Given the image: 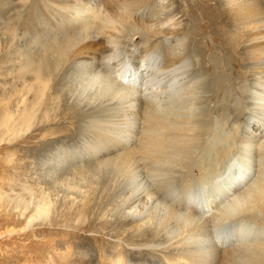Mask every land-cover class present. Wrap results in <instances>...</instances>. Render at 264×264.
Wrapping results in <instances>:
<instances>
[{"label": "bare ground", "instance_id": "bare-ground-1", "mask_svg": "<svg viewBox=\"0 0 264 264\" xmlns=\"http://www.w3.org/2000/svg\"><path fill=\"white\" fill-rule=\"evenodd\" d=\"M183 3L0 0V15L12 14L2 25L11 23L23 31L0 35L10 48L6 70L16 82L15 90L0 100V129L7 140L24 135L17 142L29 144L43 130L52 134L64 128L59 118L69 100L58 93L71 67L81 76L80 88L98 103L92 114H79L83 151L52 167L106 171L105 181L123 213L121 221L115 219L118 226L111 237L129 251L101 257V264H264V0ZM196 11L203 18L202 34L211 29L225 34L228 61L249 73L248 102L237 100L230 113L221 107L222 91L230 99L240 93L230 81L225 58L211 59L209 66L221 71L212 79L220 87L208 82L217 110L227 109L230 116L240 110L242 127L241 113L230 121L219 114L214 123L215 108L204 104L203 77L193 69L188 39L196 27ZM19 40L28 44L24 53ZM31 154L25 152L21 161ZM24 191L33 200L31 188L24 184ZM199 191L203 201L195 206L189 193ZM83 192L72 193L82 198ZM47 193L41 189L37 204L17 203L19 225L31 206L35 210L22 233L46 224ZM181 194H186L182 202L173 203ZM130 242L141 252L132 254Z\"/></svg>", "mask_w": 264, "mask_h": 264}, {"label": "rangeland", "instance_id": "rangeland-1", "mask_svg": "<svg viewBox=\"0 0 264 264\" xmlns=\"http://www.w3.org/2000/svg\"><path fill=\"white\" fill-rule=\"evenodd\" d=\"M184 1L195 3L196 0ZM184 1L177 0V5L182 7ZM1 11L3 12V9H0V14H2ZM10 15L12 16V14ZM10 15H0V35L8 32L10 36L13 31H15L14 29L18 30V34L23 32L18 26L11 23L2 25L1 22H5V18L7 19V16ZM11 16L7 19L8 22L12 20ZM194 16L197 21L196 27L192 31L193 36L190 35V38L188 36V39L192 38L191 43L194 51L191 60L193 69L196 74L202 76L205 80L204 81L202 78L200 79L202 80L201 83L203 82L201 85L204 90L203 92L205 93L206 91L207 96L204 104L206 106L210 105L212 109L215 108L212 114V122L214 120V123H217L216 118L219 114L226 121H230L232 117L242 114L239 117L240 119H238L240 123L242 122L241 117L244 115L240 110H237L236 112L238 113L236 114L233 113L235 115L230 116L229 114L231 113V109L236 107L237 100H241L243 103L245 102V104L248 102L246 96L248 94L247 86L249 85V73L242 65H237L232 60H230L231 62L228 61L229 55L226 54V50L224 51L226 42L225 34L219 33L215 29H211L210 34L208 31L202 34L204 28L203 24L200 23L202 16L200 12L197 11L194 12ZM206 22L208 23V19H206ZM6 25L9 26L7 27ZM217 39H220V42L217 41ZM17 43L19 48L23 51L20 52L24 53L27 49V42L19 40ZM6 44L7 43L3 41L0 42V100L3 98L4 93H11L13 89L15 90L16 88V82L12 77L15 76V74L11 75V72L6 70L7 62L5 59H7L6 56L10 53V48H8V44ZM224 58L225 68H228L229 72H231L229 75L231 76L229 77L230 81L237 91L236 93L241 94H236L234 98L230 99L226 98L228 96V91H222V93H224V98H222L221 107L229 108L230 113H227L228 110L223 108H220L218 111V105L216 104L218 100L211 97L213 88L217 86L220 87L219 83L217 81H212V79L215 74H221V71L219 69L209 70L210 62L212 63L211 59L221 61ZM76 73L78 72L75 71V68L71 67L70 71L68 69L62 77L64 80L61 81V85L59 86L60 90L58 95H60V98H68L67 100L70 101H68L64 111L61 112L62 117L59 118V124L63 123L64 126L62 130H55L56 133L52 134H50L48 130H43V135L40 134L33 139L34 142L26 144L24 142H17L18 138L24 135L17 137V140L8 141L9 135H5V131L0 129V135H3L2 137L5 138V140L2 141V137L0 136V198L2 197V201L0 199V264H101V257L116 254L118 250L123 254L124 251L122 252V249L126 250L125 252L128 250L125 247L119 248L118 244L113 243L115 238L111 237V233L114 232L112 229L114 230L118 226L117 221L118 219H120V221L122 220L123 213L117 202L118 196L111 194L113 192L111 189L112 186L110 185L111 187H109L110 183H106L105 181L106 171L101 172L103 170H99L101 172L99 173V171L92 169V167L89 169L87 168L86 171H84L85 169L81 171L78 166L67 167L65 170H59L60 167H57L55 170L52 167L54 162L62 159L68 161L83 151V146H85L83 141H86V139L82 136L83 127L81 124L83 121L79 114L88 111V115H90L93 109L98 105V103H94V100L91 99V96L87 92L80 88L82 86V81H79L81 80V76L79 74L76 75ZM75 77H77V81ZM82 77L84 76L82 75ZM73 80L75 82H73ZM78 81L79 84L77 83ZM208 82L213 88H208ZM65 84L68 85V87L64 88L66 86ZM80 94L83 96H80ZM84 95H88L89 97ZM209 98L213 99L210 101ZM86 100H88V103H86ZM231 105H234V107ZM225 110L227 111L225 112ZM66 115L68 116L66 117ZM210 117L211 114H209V120ZM242 126L243 122L240 127ZM39 137H43V140ZM39 139L42 140V142L39 141ZM25 152H27L28 155L29 153L32 154L29 158L26 157V159L21 161V158L25 157ZM17 160L18 162L20 161L21 164L17 165ZM140 165L143 167V171L147 173L148 169H146V165L144 163ZM4 168H6V170ZM100 179L101 181L99 182ZM104 183L108 186L104 185ZM24 184L31 188L33 200L29 192H23ZM42 188H46V191L49 193H47L48 198L50 199L48 216L45 221L46 224L42 227L33 228L29 232L22 233L21 228L26 226V221L35 213V210L34 206H31L25 216L24 223L19 225L17 222L19 221L21 208L17 210V203H20L19 205H24L29 203V200H32L37 204V201L40 199ZM74 190H85V192L88 193L86 194L83 192V195L87 196L85 198L82 196L81 198L80 194L77 196L78 194L72 193ZM64 194H66V197H64ZM189 194L190 198L195 201V206L203 201L201 197L203 193L200 191L196 193L191 192ZM183 196H186V194H181L178 198L176 197L173 203L182 202L181 199ZM83 203L84 205L82 206ZM80 206L81 209L79 208ZM84 206L86 209H84ZM212 227L213 230L217 228L214 225H212ZM222 227L221 229H223ZM213 230L210 231L209 229L208 235H211ZM131 243L132 245L134 244V242H130L129 245H131ZM132 245L129 247H133L132 250L130 249L132 254L141 252L140 249L142 248L139 245ZM135 249L138 251H135ZM131 253L129 252V254Z\"/></svg>", "mask_w": 264, "mask_h": 264}]
</instances>
